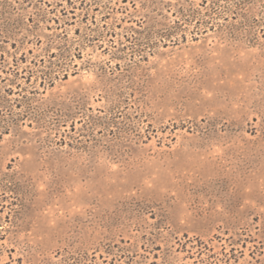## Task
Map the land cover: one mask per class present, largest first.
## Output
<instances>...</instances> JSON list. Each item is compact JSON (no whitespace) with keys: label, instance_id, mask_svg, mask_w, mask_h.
Instances as JSON below:
<instances>
[{"label":"rangeland","instance_id":"obj_1","mask_svg":"<svg viewBox=\"0 0 264 264\" xmlns=\"http://www.w3.org/2000/svg\"><path fill=\"white\" fill-rule=\"evenodd\" d=\"M0 264H264V0H0Z\"/></svg>","mask_w":264,"mask_h":264}]
</instances>
